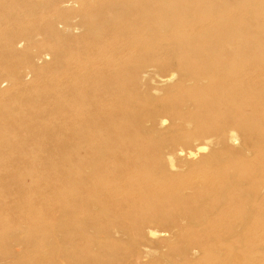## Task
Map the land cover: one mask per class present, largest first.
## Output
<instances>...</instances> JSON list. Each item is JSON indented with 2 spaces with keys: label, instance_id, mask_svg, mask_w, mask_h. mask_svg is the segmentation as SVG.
<instances>
[{
  "label": "bare ground",
  "instance_id": "bare-ground-1",
  "mask_svg": "<svg viewBox=\"0 0 264 264\" xmlns=\"http://www.w3.org/2000/svg\"><path fill=\"white\" fill-rule=\"evenodd\" d=\"M27 1L6 19L43 24L26 30L25 40L6 34L0 66L25 41L36 43L37 62L53 55L54 77L71 68L86 90H73L70 115L0 103V145L15 148L20 162L38 155L43 167L63 174L50 188L66 196L69 209L76 202L68 190L92 189L108 200L104 213L153 236L164 238L156 229L169 227L186 240L199 229L221 242V234L239 229L237 243L255 239L264 229V0ZM151 68L159 75L143 84ZM10 72L17 84L19 72ZM164 128L168 137L159 135ZM52 130L58 138L70 130V139L45 148ZM35 173L23 168L9 178L24 189L26 178L40 179ZM13 206L0 192V264H24V254L55 241L48 229L21 237ZM81 226L68 236V257L53 243L59 260L41 264L63 263L82 242L92 251ZM228 252V264L256 263Z\"/></svg>",
  "mask_w": 264,
  "mask_h": 264
},
{
  "label": "rangeland",
  "instance_id": "rangeland-1",
  "mask_svg": "<svg viewBox=\"0 0 264 264\" xmlns=\"http://www.w3.org/2000/svg\"><path fill=\"white\" fill-rule=\"evenodd\" d=\"M17 2L19 3L17 4ZM24 6L25 8L29 7L27 0H0V50L3 47L6 34H9L15 41L25 40V36L22 37V35L26 30L43 24L42 21H39L37 23L27 22L28 24L24 22L19 25L15 24L13 20L6 19L11 10L16 8L21 10V7ZM42 40L43 38H39V41ZM51 52L53 53V51ZM40 54L41 48L36 43L25 41L18 52L13 55H6L5 64L0 66V92H2L0 103L5 102L16 110L27 111L32 108L44 111L53 110L54 114L64 113L70 115L73 110L72 97L75 95L74 91L84 92L86 90L83 87L84 84L79 80L73 81L72 76L69 74L73 71L71 68H68V72L65 69L62 70L59 72V77H54L57 68L53 66L56 65L53 62L54 57H51L53 55L42 62H37ZM35 59L37 60L35 61ZM31 61L36 63H31ZM33 64L35 67H32ZM30 65L31 67H29ZM10 67L19 72L20 79H18L17 84L11 80ZM38 72H43V76H38ZM148 72L153 73L149 76L150 79L143 78L141 81L143 84H154L156 78L153 76L154 74L159 75L158 70L151 68ZM72 82L74 83L72 84ZM174 83H176V79L172 82V84ZM166 87L168 86H160V89L164 90ZM103 104L106 105V103H101V105ZM2 121L6 123L8 120ZM167 127L168 125L165 128ZM165 128L159 132L162 137L170 135V131L168 132V129ZM70 136V130L61 133L60 138H58L57 131L52 130V134L48 136V145L46 144L45 148L52 150L59 148L61 147L59 139L68 140ZM20 137L25 136H12V140H20ZM30 147H32V144H30ZM43 151L42 153H44ZM34 152H36V149ZM64 153L74 154L72 149L67 150V152L64 151ZM17 157L18 152L15 148L0 145V192L8 197V204L15 205L11 208H15V214L19 216L16 221L22 222V229L17 232L21 237H25L27 230L44 231L48 229L55 237V241L50 243L46 240L43 243L48 247L43 252L29 256L24 254L22 256L25 260L24 264H29L28 261L41 264L45 258L59 260L55 254L57 248L63 250L66 255L68 251L70 254V250L74 246L68 241V236L76 232L74 226L77 224L84 225V227L81 226V231L87 240L92 241L91 250L94 255L90 254L92 251H88L90 246L86 242H82L71 258L66 259L63 263L57 261V264H89L93 261H98L99 264H139V262L140 264H185L186 262L189 264H228L229 250L239 252L240 257L242 256L246 260L251 261L254 258L256 263L253 264H264V229L253 232L252 237L256 236L255 239L251 238L249 241L245 240L241 243L233 240L235 238L233 236L240 234L239 229L229 235L221 234L223 239L221 242L216 241L217 237H213L210 231L199 229L194 230L193 236H188L186 240L179 237V232L169 227L156 229L157 231L166 232L164 238H160L159 235L153 236L147 231L144 233L145 230L121 225L117 213H104L101 205L106 204L108 200H102L100 195L92 189L68 190L69 199L76 202V205L69 209L66 196L57 191L52 193L50 188V184L54 180L65 181L63 174H54L51 169L43 167L38 155L35 158H27L21 162L16 159ZM23 168L35 171L34 175H39L40 179L34 181L33 178H26L24 189H20L11 182L9 177L12 173L21 171ZM63 168L65 170L68 166H63ZM34 189L39 191L37 195ZM46 200L52 205L51 209L46 208ZM51 212L52 215H49ZM93 219L96 221H93ZM230 239L232 240L229 241ZM53 243L58 246L55 250L52 247ZM191 248L193 250L187 252L188 255H183L182 251ZM61 254L63 253L61 252ZM0 258H3L2 253Z\"/></svg>",
  "mask_w": 264,
  "mask_h": 264
}]
</instances>
